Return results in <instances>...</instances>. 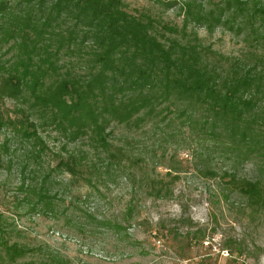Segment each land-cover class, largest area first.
Returning <instances> with one entry per match:
<instances>
[{
    "label": "trees",
    "instance_id": "1",
    "mask_svg": "<svg viewBox=\"0 0 264 264\" xmlns=\"http://www.w3.org/2000/svg\"><path fill=\"white\" fill-rule=\"evenodd\" d=\"M155 3L177 7L180 22L131 11L122 0H0V44L16 50L9 64L0 59V99L20 100L27 109L19 108L24 114L8 123L38 149L45 143L34 117L70 142H86L88 148L54 165L76 183L92 185L113 169L130 170L139 173L136 181L125 174L132 187L143 185L159 198L169 195L175 176L165 180L155 165L167 161L171 172L180 171L179 149L159 146L192 144L196 169L220 172L249 206H260L261 179L240 172L250 163L264 175V0ZM201 28L208 35L217 28L231 33L240 51L216 50L199 35ZM113 125L150 134V153L159 155L153 176L147 159L130 153L129 136L123 145L112 139ZM26 190L37 196L35 205L47 198L41 187ZM33 251L7 242L0 231V264H37L18 261Z\"/></svg>",
    "mask_w": 264,
    "mask_h": 264
},
{
    "label": "rangeland",
    "instance_id": "2",
    "mask_svg": "<svg viewBox=\"0 0 264 264\" xmlns=\"http://www.w3.org/2000/svg\"><path fill=\"white\" fill-rule=\"evenodd\" d=\"M122 1L131 11L146 9L165 20H181L177 7L163 9L155 0ZM198 33L224 54L233 55L241 49L240 41L221 28L212 35L203 28ZM10 44H0V59L7 64L16 54L15 49H7ZM19 108L26 113V104L20 100L0 99L4 119L0 123V231L7 242L34 249L18 261L264 264V202L249 206L247 198L227 183L228 177L196 169L190 159L192 144L189 148L173 142L159 146L171 152L172 148L179 149L176 159L180 171L171 172L167 161L155 168L153 162H158L159 155L150 153L153 146L149 133L113 125L112 139L123 145V139L129 136L130 153L147 159L150 176L159 173L165 180L175 176L171 192L159 198L143 185L132 187L133 181L125 174L136 181L139 173L132 175L130 170L124 173L113 169L92 185L82 180L76 183L54 165L71 151L88 148L86 142H70L52 123L34 117L39 122L37 133L45 143L40 149L34 147L32 139L15 131L7 121L24 114ZM97 162L100 164L102 159ZM214 166H221V162ZM240 174L247 179H261L264 186V175L252 164H246ZM27 185L41 187L47 194L43 201L49 199L50 205L43 201L35 205L37 196L34 192L27 195Z\"/></svg>",
    "mask_w": 264,
    "mask_h": 264
}]
</instances>
